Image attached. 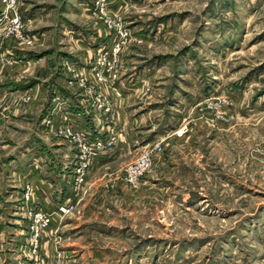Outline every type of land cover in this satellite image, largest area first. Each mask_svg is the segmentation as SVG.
Masks as SVG:
<instances>
[{
	"label": "rangeland",
	"instance_id": "rangeland-1",
	"mask_svg": "<svg viewBox=\"0 0 264 264\" xmlns=\"http://www.w3.org/2000/svg\"><path fill=\"white\" fill-rule=\"evenodd\" d=\"M18 13L33 18L21 35L0 29V208L24 216L6 219L0 264H264V0H20ZM69 114L103 138L90 160ZM34 135L60 167L72 157L58 203L84 177L40 245L27 212H56L34 198L45 164L22 150L24 186L20 163L4 165Z\"/></svg>",
	"mask_w": 264,
	"mask_h": 264
},
{
	"label": "crops",
	"instance_id": "crops-1",
	"mask_svg": "<svg viewBox=\"0 0 264 264\" xmlns=\"http://www.w3.org/2000/svg\"><path fill=\"white\" fill-rule=\"evenodd\" d=\"M10 54L13 57H17L18 59L20 58V57H18L17 52L14 49H11ZM66 106L68 107V109H71V108H74V109L76 108V110L78 109L77 103H75V102H70V103L67 102ZM74 114L78 115L77 113H74ZM81 117H82V115L81 116H75V117L73 115L72 116L70 115V118H72L71 121H74L75 124H78V126L80 125L81 128L82 127L87 128L86 124L84 123L85 122L84 119L82 121ZM97 127H98V125L96 126V128L94 126L95 129H97ZM51 145H52V143L49 141V139L44 138V140H43V138H41L40 136L34 135L33 139L28 140L26 142V144L21 147L20 153L18 152V154H13L12 156H9V158L6 159L5 164H4V165H7L9 167H12L13 164L19 162L18 158H19V156H21L19 154L24 153L22 150H26V149L29 152L34 153V157H36V159L38 158V161H40V162L42 161V163L45 164V165H43V167L40 170L37 169L38 167L33 170V171H35L34 173L36 175H38L39 178L37 179V181L40 184L39 187H35V191H36L35 195L36 196L34 198L37 199L41 203L43 210H48V211L53 210L55 208V206H57V204H59L58 202H60V200H63L65 198V196L68 195V190L66 189V187L63 188V183H64V179H65V175L63 173L68 170L67 169L69 167L68 163H70V161L72 159L69 152H62V154L59 155V157L61 158V160H59V162L62 161L63 165H61V167H60L59 166L60 164L58 165V163H57L58 160L55 159V157H53V155H51V156L55 159L54 161H52L53 158H48V154L49 155L52 154L51 150L53 148L51 147ZM61 149L62 148H58L59 151ZM126 151L127 150H125V152ZM19 163L20 164H18V168H19V170H22V172L20 174L21 178H20L19 185L24 186L28 181L23 180L22 174L24 173L23 171L25 169L26 170H29V169L24 164H23L24 166L21 165V162H19ZM100 164L101 163L98 162V165H100ZM0 166H1V164H0ZM60 168H61V170H60ZM42 171H45V173H44V177L46 175L45 178H47L48 176L51 177L50 183L46 182V180L43 179L44 178L43 174L42 175L40 174V173H42ZM29 176H30V174H27L24 177L26 179H29ZM62 188L64 190L63 191L64 192L63 197H62V194H60V192H59L60 189H62ZM18 192H20V194H23L22 190L18 191ZM16 215L24 216V213L22 211H19V210H17V212H16V210L13 211V210H6L5 208H0V247L3 246L2 244H4V242H5L3 235L6 233V231H8L7 227L9 228V226H6L8 224V223H6V219L10 216V217H13V218H11L12 220L18 221L19 218H17ZM18 217H20V216H18ZM13 229H14V231L8 232V233L15 235L17 229H16V227L15 228L13 227ZM19 229H18V231H19ZM18 231H17V233H19ZM17 239H18L17 236L13 237L12 243H9V244L11 246L17 245V241H18Z\"/></svg>",
	"mask_w": 264,
	"mask_h": 264
},
{
	"label": "built area",
	"instance_id": "built-area-1",
	"mask_svg": "<svg viewBox=\"0 0 264 264\" xmlns=\"http://www.w3.org/2000/svg\"><path fill=\"white\" fill-rule=\"evenodd\" d=\"M20 0H0V29L8 22H12L11 32H16L17 35L22 34L23 26L26 21L30 22L33 18L25 17L19 15L18 13V3ZM124 35L123 33H121ZM29 41L33 42L34 37H29ZM68 129L69 134L67 136H72L75 142L78 143L80 152L82 153L80 157L88 158L89 160L96 156L98 150L103 148L104 141L102 137H94V135L88 131L77 128L75 123L71 120H68ZM66 136V135H65ZM150 166V159L148 156H143L138 162L129 166V173L132 175L133 179H137L140 175L143 174ZM77 178L74 189V194L70 199L65 202L59 203L56 207V212L52 213H43V212H27L28 218L30 219L29 230L32 233V242L35 245L41 244V239L43 238V233L51 227L56 217L64 219L67 215L72 213L76 208V202L73 200V195L77 196L79 191L80 184L84 181L81 168L77 169ZM79 176V177H78ZM28 190L30 189L27 186ZM30 194L27 192L26 199L29 200Z\"/></svg>",
	"mask_w": 264,
	"mask_h": 264
}]
</instances>
